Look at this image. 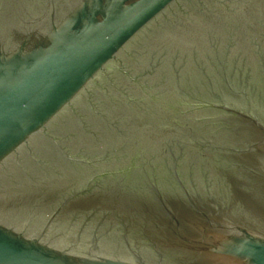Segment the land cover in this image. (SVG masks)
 I'll list each match as a JSON object with an SVG mask.
<instances>
[{
	"label": "water",
	"instance_id": "1",
	"mask_svg": "<svg viewBox=\"0 0 264 264\" xmlns=\"http://www.w3.org/2000/svg\"><path fill=\"white\" fill-rule=\"evenodd\" d=\"M0 264H264V0H0Z\"/></svg>",
	"mask_w": 264,
	"mask_h": 264
}]
</instances>
